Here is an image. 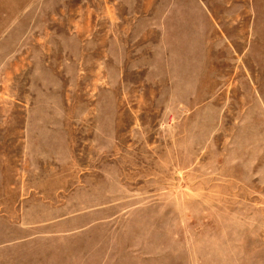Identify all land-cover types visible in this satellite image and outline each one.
I'll use <instances>...</instances> for the list:
<instances>
[{
	"label": "rangeland",
	"instance_id": "374dc122",
	"mask_svg": "<svg viewBox=\"0 0 264 264\" xmlns=\"http://www.w3.org/2000/svg\"><path fill=\"white\" fill-rule=\"evenodd\" d=\"M0 264H264V0H0Z\"/></svg>",
	"mask_w": 264,
	"mask_h": 264
}]
</instances>
